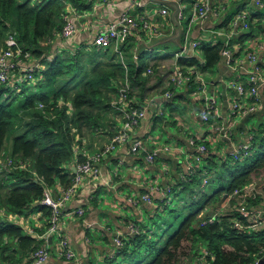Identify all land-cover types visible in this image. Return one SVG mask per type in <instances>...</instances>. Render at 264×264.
I'll return each mask as SVG.
<instances>
[{
    "label": "trees",
    "instance_id": "trees-1",
    "mask_svg": "<svg viewBox=\"0 0 264 264\" xmlns=\"http://www.w3.org/2000/svg\"><path fill=\"white\" fill-rule=\"evenodd\" d=\"M85 7L82 0H0V51L8 48L6 41L13 37L24 54L30 55L25 62L33 60L40 65L33 74L37 82L23 79L20 86L17 83L23 72L17 69L8 84L0 85V158L25 163L12 165L10 170L0 166V212L21 218L38 207L49 218L50 209L41 204L44 191L56 183L64 189L71 186L74 177L69 172L74 160L78 165L86 161L88 155L83 150L91 148L96 136L115 134L119 112L114 111L111 103L120 86L128 80L129 98L133 100L136 95L143 102L148 92L163 88L173 73L172 56L165 57L156 68L136 64L140 58L133 63L127 61L126 65L118 53L95 51L86 57L70 48L52 52L53 43L61 39L65 17L72 8ZM229 19L222 28L229 25ZM250 25L253 31L258 30L257 24ZM247 37L240 35L238 39L242 43ZM199 49L201 59L184 56L178 65L182 69H213L221 62L225 42H201ZM129 53L127 50V59L131 57ZM78 145L83 148L79 154L75 151ZM235 163L233 170L224 169L225 175L218 179L219 183L229 184L210 197L200 196L205 191L200 188L199 176L174 187L168 198L159 201L151 226L122 241L117 254L109 257L106 264H184V259H198L202 249L208 250L206 262L211 264H255L264 252V228L235 229V218L246 225L250 223L249 217L238 212L213 218L212 223V218L200 220L212 200L217 201L224 193L230 196L239 188L255 184L253 179L262 176L264 132L259 133L251 153ZM192 195L197 197L193 199ZM186 198L192 212L166 236L165 220L188 207ZM39 235L43 231L39 230ZM44 242L26 233L19 223L0 217V264L28 261Z\"/></svg>",
    "mask_w": 264,
    "mask_h": 264
},
{
    "label": "crops",
    "instance_id": "crops-1",
    "mask_svg": "<svg viewBox=\"0 0 264 264\" xmlns=\"http://www.w3.org/2000/svg\"><path fill=\"white\" fill-rule=\"evenodd\" d=\"M82 1L86 7L77 10L72 8L70 13L76 29L74 36L63 44L57 41L52 51L70 48L72 51L83 54L95 51L102 54L109 52V55L118 53L124 64L127 61L135 62L137 54L140 62H135L136 64L156 65L157 68L165 58V55L156 52L157 45L166 42L179 43L184 40V43L180 44L183 46L181 52L173 56L174 71L176 67L181 68L177 63L181 57L191 56L190 48L193 42H198L200 45L201 42H209L212 45L220 40L225 42L232 31L230 25L225 28L221 25L228 18L245 14L250 28L244 32L241 28L237 29L238 35L232 38L229 45V50L232 52L231 61L222 56L221 62L207 71L181 68L190 75V80L183 87L174 88L170 82V74L165 81V86L148 92L143 102L135 95L133 100L147 108L146 117L135 130V136L144 142L147 151L134 155L127 154V150L122 148L99 164V177L83 179L77 193L63 210L59 228L61 235L75 253L73 260L68 261L59 255L57 237L48 235L50 217L46 218L38 207L20 218L25 221L23 228L26 233L44 240L42 247L50 249L51 259L48 264H106L109 257L117 254L122 241L151 226V218L159 201L168 198L174 187L199 176L200 188L205 191L209 183L206 186L203 185V175L211 176L209 180L211 183L213 176L220 174V172L216 173L214 167L218 160L222 161V170H233L236 163L233 161L232 154L248 143H251L253 148L258 142L259 133L264 132V86L258 89L256 98L246 100L249 104H256L254 112L237 117L232 116V106L239 99L236 86L238 84L248 86L250 72L253 70V66L247 64L244 58L246 52L255 53L256 64L264 72V49H261L259 45L264 41V9H257L251 0H209L211 12L208 19L190 21L193 16L191 0L188 7L190 14L188 25L185 28L183 25L182 31L179 32L172 16L177 10L174 5L176 3L185 17L186 8L182 6V0H139L140 5H132L131 0L108 3H104V0ZM164 7L169 10V15L166 17L160 13ZM125 13L135 16L139 24L142 23L140 18L145 17L149 23L157 26L161 35L156 37L151 32L135 29L128 43L121 45L117 50L116 46L107 50L95 47L94 37L105 32L110 24L116 22ZM215 13L219 15L216 16ZM176 20L179 24L183 21L179 20V13ZM250 22H253V25L257 24L258 30L253 31ZM240 35H248V37L241 43L238 39ZM184 48H187L186 53L183 52ZM127 50L131 54L129 59L126 57ZM155 52L156 56H154ZM194 54L201 59V53H196L195 50ZM147 55L151 58H147ZM202 91L204 92L200 93ZM167 92L172 93V97H167ZM212 96L217 100L218 112L211 114L209 122H204L201 112L207 98ZM188 116L193 118L192 122L190 118L188 120ZM121 124L122 121L118 127ZM203 124L208 127L202 128L200 125ZM191 126L199 132H193ZM221 126H228L230 133L216 134L214 128ZM111 138L112 136L107 138L104 135L96 136L92 140L91 148L83 150L84 154L100 153ZM192 138L199 145H205L208 153L201 154L196 147L190 146L189 141ZM167 146L174 147L176 150L163 151L162 149ZM75 151L79 154L82 150L79 148ZM147 152L157 153L154 162H147ZM229 162L234 167H228ZM70 167L69 173L75 177L79 167L76 160ZM254 185L260 191L261 198L247 205L251 214H253L254 206L264 207V183ZM49 189L58 196L64 187L56 183ZM198 190L199 187L196 191ZM226 195L228 197L225 199ZM231 195L224 193L219 199L217 198L216 202L212 200L205 212L201 214L200 220L205 217L215 219L237 212L238 202ZM145 196H150L152 202L145 201L143 199ZM196 197L197 195H192L193 199ZM78 210H83L84 214L76 215L75 212ZM25 216L28 217L27 221ZM248 216L252 218L251 215ZM30 220L34 222V226L28 224ZM39 230L43 231V235H39ZM118 240L120 244L117 243ZM198 261L199 257L193 258L188 260L187 264H198ZM21 264H33V260L31 258ZM206 264L211 263L206 262Z\"/></svg>",
    "mask_w": 264,
    "mask_h": 264
},
{
    "label": "built area",
    "instance_id": "built-area-1",
    "mask_svg": "<svg viewBox=\"0 0 264 264\" xmlns=\"http://www.w3.org/2000/svg\"><path fill=\"white\" fill-rule=\"evenodd\" d=\"M118 0H104V3L115 2ZM139 0H131L132 5H140ZM252 4L259 10L264 9V1L263 0H251ZM209 0H192L193 3V16L191 20L203 21L208 19L210 15V7L208 4ZM181 11V10H180ZM163 17L169 15L168 8L164 7L160 11ZM218 16V13H215ZM65 26L61 33V39L64 41L70 40L75 32L74 22L71 18V15L66 16ZM184 16L179 12V20H184ZM142 23H138V19L135 18L130 13L123 14L116 22L110 24L107 30L103 33H100L94 37L93 45L99 49H109L113 46H116V50L120 48L121 45L125 44L129 38L132 36L133 31L135 29L151 32L156 37L160 36L158 32L157 26L152 23H149L148 20L144 18H140ZM231 27L232 33L229 34L228 38L225 41V49L222 52V56L226 58V60H232V52L229 50V45L232 38L238 35L237 29L241 28L244 32L250 28L249 23L247 22V16L245 14H238L233 17L229 23ZM8 48L3 50L0 53V85L8 84L11 79L14 77V72L17 69H21L23 72L22 77H26L29 75L30 79H24L27 81H31L34 79V72L40 67L39 63H34V61L30 60L28 63L25 62L24 59L30 58L29 54H24L23 50L18 45L17 41L13 37H9L6 41ZM260 48L264 49V41L259 43ZM200 44L198 42H193L191 45V56H195L194 51L198 49ZM187 48L183 50L186 52ZM25 57V58H24ZM247 64L253 66V70L250 72L249 76V85L244 86L242 84H238L236 86V92L238 94V101L232 106V116H242L248 113H252L256 110V104L247 103L246 100L252 99V97L256 98L257 91L260 87L264 86V72L257 66V57L255 53L246 52L244 55ZM138 59V55H135V60ZM149 73H152L149 70ZM190 80V75L186 74L181 68L176 67L170 76V82L174 88L183 87ZM202 90V89H200ZM204 91L200 92L203 93ZM130 94V86L128 80L125 81L124 85L120 86L118 91V98L112 103V107L116 108L119 112L120 116H122V126L118 131L112 136L111 140L108 144H106L103 150L95 155H88L87 159L84 163L80 164L77 168V173L74 177V180L71 186L67 187L64 190H61L58 196H55L53 191L47 188L44 191L43 198L41 204L50 209V220H49V230L48 235L50 237H57L58 245H59V255L71 261L75 258V253L70 247L68 241L64 238L60 233V224L61 218L63 214V210L69 204L70 200L75 194V190L79 188L81 182L85 177H93L97 178L100 176L99 164L102 161L113 154L114 152H118L122 148L127 150V154H138L142 152H146L147 149L144 145V142L141 139H138L134 134L135 130L139 127L140 123L147 114V108L145 106H136L134 101L129 98ZM172 93L167 92V97H172ZM43 106L40 105V108ZM218 112L217 100L214 96L212 98H207L206 104L204 105L201 118L204 122L210 121V116L212 113ZM214 131L216 134L227 135L230 133V128L228 126L215 127ZM190 146L196 147L198 152L201 154L208 153V149L205 145H199L195 139H190ZM161 150V149H160ZM163 151H172L176 150L174 147H164ZM252 150L251 143L245 144L241 146L238 150L232 154L233 161H240L247 157ZM156 152H147L146 160L149 163L154 162ZM203 185L206 186L210 180V176L203 175ZM232 198H237L238 208L237 212L240 215H247L249 217L250 223L248 225L244 224L239 219H234V228L237 230H259L264 228V207L254 206L253 214L250 213L247 205L249 202L257 201L261 198L260 191L254 184L245 186L243 188H239L235 190L232 195ZM145 201L151 203V197L145 196L143 197ZM76 215L82 216L84 214L83 210H78L75 212ZM251 215L252 218H250ZM214 220H210L212 223ZM203 224H206L205 222ZM136 231V230H135ZM138 233V232H136ZM118 244L121 242L118 240ZM208 250L202 249L201 255L199 257L198 264H206L205 260L208 257ZM51 259L50 249L48 247L39 248L32 256L33 264H48V261ZM264 259V252L262 253V258ZM256 261L255 264L261 260Z\"/></svg>",
    "mask_w": 264,
    "mask_h": 264
},
{
    "label": "rangeland",
    "instance_id": "rangeland-1",
    "mask_svg": "<svg viewBox=\"0 0 264 264\" xmlns=\"http://www.w3.org/2000/svg\"><path fill=\"white\" fill-rule=\"evenodd\" d=\"M191 4V0H183L182 1V6H185V8H186V10H185V12H184V14H185V20H184V22H183V25H184V28L188 25V20H189V17H190V14H189V11H188V7H189V5ZM205 36L207 35L206 33L204 34ZM207 38V37H206ZM58 41V43H66V41H62L61 39H58L57 40ZM57 41H55L54 43H53V45H52V49H53V46L57 43ZM184 43V40L183 41H180L179 43H174V42H166V43H160V44H158L157 45V47H156V52H159V53H162V55H165V57H169V56H174L176 53H179V52H181V50H182V47L183 46H181L180 44H183ZM57 46V45H56ZM51 49V50H52ZM107 50V49H106ZM159 50H161V51H159ZM3 51V50H2ZM2 51H0V53L2 52ZM60 51H62V50H60ZM52 52H55V51H52ZM155 52V54H154V56H156L157 55V53ZM197 52H199L200 53V49H196V53ZM184 53H186V52H184ZM94 54V52H86L85 53V56L86 57H90V56H92ZM147 58H151L149 55H147ZM88 60H90V58H88ZM33 61V60H32ZM38 64V63H37ZM91 65H89L88 67H90ZM22 78V80H19V82L17 83V84H19L20 86H22V81H23V79H30L31 77L29 76V75H27L26 77H21ZM30 82H37V79H35V77H34V79H32ZM13 83V82H12ZM13 88H16V86L15 85H13ZM19 89V88H18ZM18 92V91H17ZM113 100H112V103L115 101V99L116 98H118V94H115V95H113ZM218 98V97H217ZM218 102H219V100H218ZM112 103H111V105H112ZM114 108V107H113ZM114 111H117V109L116 108H114ZM70 112H72V111H70ZM108 115V117H110L111 116V114L109 113V114H107ZM118 118L120 119L119 121H118V124L117 125H115V132L116 131H118L119 130V128L122 126H119L118 127V125H119V123L122 121V116H120V114H118ZM189 118H190V116H188V120H189ZM191 119V118H190ZM106 120V119H105ZM192 120H193V118L191 119V122H192ZM111 123H112V121H111ZM113 126V125H112ZM200 126H202V128H204V129H206L208 126H206V125H200ZM192 128H193V132H199V130H197L196 128H194V126H191ZM200 132H201V130H200ZM135 135V134H134ZM104 136H105V138H107V137H109V135H108V133H105L104 134ZM107 136V137H106ZM9 148V147H8ZM79 149V145H78V147H76L75 148V150H78ZM80 149L81 150H83V148H81L80 147ZM103 150V149H102ZM101 150V151H102ZM12 160L11 159H8V160H3L2 158H0V166L3 168V169H5V170H10L11 168L10 167H12V165H25V163L24 162H22V161H18V162H16V163H12L11 162ZM222 161L221 160H218L215 164H214V167L216 168V173L218 174L219 172H220V174H218V175H214L213 176V180H212V182L210 183V182H208L207 184H208V186H206V188H205V194L204 195H200V196H202V197H210L211 195H213V193L216 191V190H219V188H221L222 186H224V185H228L229 184V182H227L226 183V181H222L221 183H219V181H218V179H219V177L221 176V175H225V170H222ZM233 165H231V162H229L228 163V167H232ZM234 167V166H233ZM235 168V167H234ZM213 174H214V170H213ZM211 177V176H210ZM254 180V182L256 183V184H261V183H264V171H263V174H262V176L260 177V178H257V179H253ZM77 191H78V189H76L75 190V194L77 193ZM74 194V195H75ZM236 201H237V198H234ZM186 201L188 202V198H186ZM214 202H216L215 200H213ZM214 204V203H213ZM187 205H188V207L186 206L185 207V209H183V211H180V212H178V214H176L175 216H172V215H170L166 220H165V225L163 226L164 228H165V230H167V232H166V236H168L170 233H172L177 227H179V225L182 223V221L187 217V216H189V214L192 212V207L190 206V203L188 202L187 203ZM27 216V215H26ZM24 217L25 218V220L27 221L28 220V217ZM0 217L2 218V219H9V220H12L13 222H15V223H20L22 226H23V224H24V222L25 221H22L21 219H20V216H18V215H16V214H14V213H11V214H9V213H6V211H4V212H0ZM19 217V218H18ZM28 224H32L33 226H34V222H32V220H30V222H28ZM169 227H171V228H169ZM188 247H190L191 245L190 244H188L187 245ZM187 262H188V260H185L184 259V264H187Z\"/></svg>",
    "mask_w": 264,
    "mask_h": 264
},
{
    "label": "water",
    "instance_id": "water-1",
    "mask_svg": "<svg viewBox=\"0 0 264 264\" xmlns=\"http://www.w3.org/2000/svg\"><path fill=\"white\" fill-rule=\"evenodd\" d=\"M183 1V0H182ZM174 5H176V11L174 12V14H173V16H172V19H173V21L177 24V27H178V29H179V32H181L182 31V28H183V22H184V20L182 21V23H178L177 22V20H176V16H177V14L179 13V12H181L180 11V8L178 7V5L175 3ZM74 170V172H76V168H74L73 169ZM228 196L226 195L225 196V199L227 198ZM258 264H264V259H261L259 262H258Z\"/></svg>",
    "mask_w": 264,
    "mask_h": 264
}]
</instances>
